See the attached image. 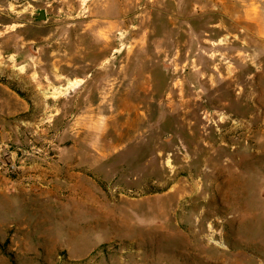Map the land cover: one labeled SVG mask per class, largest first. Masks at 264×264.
<instances>
[{
  "label": "rangeland",
  "instance_id": "rangeland-1",
  "mask_svg": "<svg viewBox=\"0 0 264 264\" xmlns=\"http://www.w3.org/2000/svg\"><path fill=\"white\" fill-rule=\"evenodd\" d=\"M0 264H264V0H0Z\"/></svg>",
  "mask_w": 264,
  "mask_h": 264
},
{
  "label": "water",
  "instance_id": "water-1",
  "mask_svg": "<svg viewBox=\"0 0 264 264\" xmlns=\"http://www.w3.org/2000/svg\"><path fill=\"white\" fill-rule=\"evenodd\" d=\"M42 16V18H40ZM44 18V13L43 12H41L40 13V16H39V19H43Z\"/></svg>",
  "mask_w": 264,
  "mask_h": 264
},
{
  "label": "bare ground",
  "instance_id": "bare-ground-1",
  "mask_svg": "<svg viewBox=\"0 0 264 264\" xmlns=\"http://www.w3.org/2000/svg\"><path fill=\"white\" fill-rule=\"evenodd\" d=\"M40 18H42V16L40 17ZM93 125V124H92ZM95 128V127H94Z\"/></svg>",
  "mask_w": 264,
  "mask_h": 264
}]
</instances>
